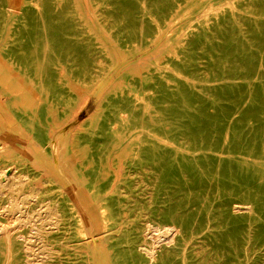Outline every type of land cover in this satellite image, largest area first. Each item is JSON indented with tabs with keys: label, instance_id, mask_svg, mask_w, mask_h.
Returning a JSON list of instances; mask_svg holds the SVG:
<instances>
[{
	"label": "rangeland",
	"instance_id": "rangeland-1",
	"mask_svg": "<svg viewBox=\"0 0 264 264\" xmlns=\"http://www.w3.org/2000/svg\"><path fill=\"white\" fill-rule=\"evenodd\" d=\"M84 244L264 264V0H0V264Z\"/></svg>",
	"mask_w": 264,
	"mask_h": 264
},
{
	"label": "bare ground",
	"instance_id": "bare-ground-1",
	"mask_svg": "<svg viewBox=\"0 0 264 264\" xmlns=\"http://www.w3.org/2000/svg\"><path fill=\"white\" fill-rule=\"evenodd\" d=\"M41 1V0H40ZM76 1H78V0H76ZM74 2H75V0H74ZM37 3V2H36ZM77 7V6H76ZM84 7V6H83ZM79 9H80V7H79ZM81 9H82V7H81ZM84 9V8H83ZM9 11V10H8ZM77 11H78V9H77ZM85 12V11H84ZM86 14V13H85ZM86 22V21H85ZM88 26V25H87ZM89 26H91V25H89ZM90 29V28H89ZM91 30V29H90ZM93 33V32H92ZM95 34H96V32H95ZM99 36V35H98ZM98 38V37H97ZM101 40V39H100ZM101 42H102V40H101ZM13 55V54H12ZM14 58V57H13ZM10 60V59H9ZM11 63V62H10ZM13 64V63H12ZM11 64V65H12ZM14 67V66H13ZM2 75V74H1ZM12 75V74H11ZM10 75V76H11ZM3 76V75H2ZM21 76V75H20ZM6 77V76H5ZM2 78V77H1ZM21 78H23V77H21ZM19 79V78H18ZM4 80V79H3ZM8 80V79H7ZM7 80H5V81H7ZM15 80V79H14ZM20 80V79H19ZM22 81V80H21ZM24 81V80H23ZM20 82V81H19ZM30 82H31V80H30ZM15 84V83H14ZM23 84H24V82H23ZM31 84V83H30ZM19 87V86H18ZM29 87V86H28ZM27 87V88H28ZM7 91V90H6ZM11 90H9L8 92H10ZM21 95V94H20ZM30 95V94H29ZM32 95V94H31ZM13 97V96H12ZM17 97V96H16ZM15 99V98H14ZM18 99H19V97H18ZM22 99V98H21ZM24 101V100H23ZM25 103H27V105L28 104H30V101L28 102V101H26ZM23 105V104H22ZM39 105V104H38ZM17 106V105H16ZM30 106V105H29ZM41 107V106H40ZM39 107V108H40ZM31 108V107H30ZM22 109V108H21ZM29 109V108H28ZM31 111V110H30ZM40 111V110H39ZM26 112H27V110H26ZM35 112V111H34ZM33 112V113H34ZM35 114V113H34ZM39 114H40V112H39ZM36 115V114H35ZM39 116V115H38ZM11 181V180H10ZM103 209V208H102ZM75 213V212H74ZM73 215V214H72ZM104 216V215H103ZM105 217H107V216H105ZM77 218V217H76ZM78 223V222H77ZM78 225V224H77ZM79 227V226H78ZM85 229V228H84ZM83 229V230H84ZM77 231H78V229H77ZM83 240V239H82ZM77 244V243H76ZM76 246V245H75ZM81 246V245H80ZM69 247V246H68ZM73 247V246H72ZM73 250H74V248H72ZM75 251V250H74ZM77 251V250H76ZM80 251H82V253L86 256V262H87V264H93V259H92V255H91V250H89L88 248H87V246H85V244L84 245H82L81 246V250ZM85 263V262H84Z\"/></svg>",
	"mask_w": 264,
	"mask_h": 264
}]
</instances>
